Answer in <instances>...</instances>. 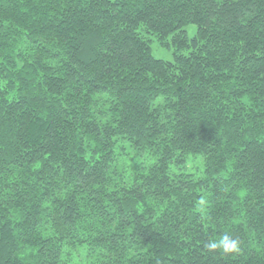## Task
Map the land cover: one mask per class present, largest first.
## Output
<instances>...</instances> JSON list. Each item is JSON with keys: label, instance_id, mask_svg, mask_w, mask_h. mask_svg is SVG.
I'll use <instances>...</instances> for the list:
<instances>
[{"label": "trees", "instance_id": "obj_1", "mask_svg": "<svg viewBox=\"0 0 264 264\" xmlns=\"http://www.w3.org/2000/svg\"><path fill=\"white\" fill-rule=\"evenodd\" d=\"M0 264H264V0H0Z\"/></svg>", "mask_w": 264, "mask_h": 264}, {"label": "clouds", "instance_id": "obj_2", "mask_svg": "<svg viewBox=\"0 0 264 264\" xmlns=\"http://www.w3.org/2000/svg\"><path fill=\"white\" fill-rule=\"evenodd\" d=\"M205 247L209 252L220 251L223 254H234L241 251V241L225 234L217 240H210Z\"/></svg>", "mask_w": 264, "mask_h": 264}, {"label": "rangeland", "instance_id": "obj_3", "mask_svg": "<svg viewBox=\"0 0 264 264\" xmlns=\"http://www.w3.org/2000/svg\"><path fill=\"white\" fill-rule=\"evenodd\" d=\"M195 30H196L195 25H189L188 26V31H189L190 36L195 34ZM153 51H154V54L160 58L170 59L173 57V51L159 45V43L157 41L153 42ZM202 164H203V162L200 159V157L193 158L190 160L188 169L195 171L199 167L202 168L201 167Z\"/></svg>", "mask_w": 264, "mask_h": 264}]
</instances>
